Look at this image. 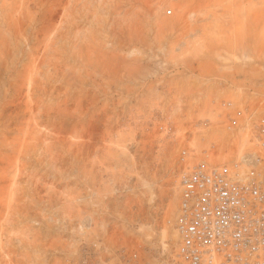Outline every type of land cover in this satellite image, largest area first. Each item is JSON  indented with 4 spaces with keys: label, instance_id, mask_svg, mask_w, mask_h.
I'll return each mask as SVG.
<instances>
[{
    "label": "rangeland",
    "instance_id": "rangeland-1",
    "mask_svg": "<svg viewBox=\"0 0 264 264\" xmlns=\"http://www.w3.org/2000/svg\"><path fill=\"white\" fill-rule=\"evenodd\" d=\"M263 113L264 0H0V264H168Z\"/></svg>",
    "mask_w": 264,
    "mask_h": 264
},
{
    "label": "built area",
    "instance_id": "built-area-1",
    "mask_svg": "<svg viewBox=\"0 0 264 264\" xmlns=\"http://www.w3.org/2000/svg\"><path fill=\"white\" fill-rule=\"evenodd\" d=\"M249 139L255 150L231 163L182 174L168 264H264V113Z\"/></svg>",
    "mask_w": 264,
    "mask_h": 264
}]
</instances>
